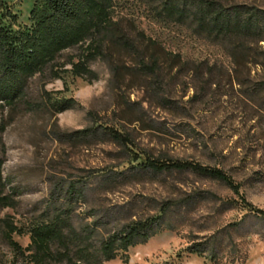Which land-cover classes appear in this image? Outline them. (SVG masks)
<instances>
[{
	"label": "rangeland",
	"instance_id": "obj_1",
	"mask_svg": "<svg viewBox=\"0 0 264 264\" xmlns=\"http://www.w3.org/2000/svg\"><path fill=\"white\" fill-rule=\"evenodd\" d=\"M38 1L0 0L5 25L12 30L29 26V11ZM222 1L264 8V0ZM109 14L124 28L131 23L183 59L221 65L224 71L213 75L220 81L215 87L206 85L205 69L190 75L182 70L166 78L162 91L155 89L177 101L178 108L168 112L157 106L153 93L137 88L135 80L117 87L110 56L90 62L96 74L92 81L69 71L54 78L47 71L30 78L26 98L37 106L29 110L19 105L0 113L1 176L5 191L12 190L14 197L13 206L0 208V217L23 231L12 238L25 246L28 227L40 221L56 185L87 176L85 202L74 214L80 218L92 207L105 228L155 214L163 201L175 202L161 229L102 264H264V215L256 214H264V88L256 85L264 72L252 68L243 86L229 85L226 70L231 65L221 45L196 35L187 24L155 17L142 0H112ZM76 52L63 51L57 62ZM240 75L246 76L243 71ZM69 98L71 107L53 111ZM141 98L149 123L145 130L128 123L120 111L126 100ZM88 126L109 127L128 141L122 146L99 135L84 142L58 141L51 132ZM147 159L218 168L239 185V194L189 169L151 171L144 166ZM105 174L110 180L103 182ZM194 243L202 244V253L190 251ZM10 256L0 235V264Z\"/></svg>",
	"mask_w": 264,
	"mask_h": 264
},
{
	"label": "trees",
	"instance_id": "obj_2",
	"mask_svg": "<svg viewBox=\"0 0 264 264\" xmlns=\"http://www.w3.org/2000/svg\"><path fill=\"white\" fill-rule=\"evenodd\" d=\"M142 1L151 6L155 17L187 24L196 35L221 45L231 65L226 70L229 85L236 83L239 88L243 86L249 81L248 72L252 68L264 72L263 7L222 0ZM38 2L29 11V26L16 30L5 25L0 2V113L13 111L19 105L29 110L37 106L26 98L27 83L34 75H43L47 71L54 78L59 76V72L69 71L72 76L92 81L96 74L89 67L90 62L108 56L117 87H124L135 80L138 82L137 88L145 93H153L157 106L168 112L178 108L177 101L157 91H162L163 82L173 79L182 70L190 75L205 69L208 73L205 84L208 86L215 87L220 81L219 77L215 79L213 75L216 71H224L221 65L216 66V63L205 60L183 59L178 52L164 48L131 23L130 28L126 29L120 20H113L109 14L112 0ZM70 48L77 49V52L58 63V56ZM65 64L69 68H62ZM242 71L246 76L240 75ZM257 79L256 85L263 90L264 78ZM194 95L195 92L187 100ZM143 101L142 98L126 100L120 108L128 123L136 124L141 130L149 125L143 117ZM72 104L71 98L66 99L53 111H61ZM3 128L1 123L0 129ZM51 132L58 141L84 142L94 135L106 137L122 146L128 141L125 134L104 126H88L73 131L52 128ZM2 162L0 158V208L14 204L13 191H5L1 176ZM144 164L151 171L189 169L215 178L234 194H239V185L215 167L171 159H147ZM86 177L56 185L52 192L54 195L41 212L40 221L28 227V243L25 246L12 238V234H21L22 229L6 217H0V235L11 254L10 260L3 264H102L125 252L128 247L144 242L161 229L166 213L175 205V202L163 201L157 206L155 214L129 218L112 228H105L102 217L97 216L92 207L80 218L74 214L75 208L85 202ZM107 180H110V176L105 174L102 181ZM256 214L264 215L260 210ZM190 247L191 252H203L202 244L194 243Z\"/></svg>",
	"mask_w": 264,
	"mask_h": 264
}]
</instances>
